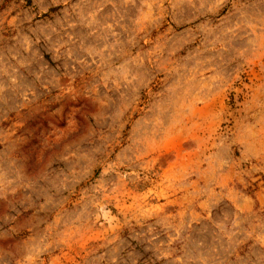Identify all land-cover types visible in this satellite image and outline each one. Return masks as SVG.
<instances>
[{"label":"rangeland","instance_id":"obj_1","mask_svg":"<svg viewBox=\"0 0 264 264\" xmlns=\"http://www.w3.org/2000/svg\"><path fill=\"white\" fill-rule=\"evenodd\" d=\"M0 264H264V0H0Z\"/></svg>","mask_w":264,"mask_h":264}]
</instances>
